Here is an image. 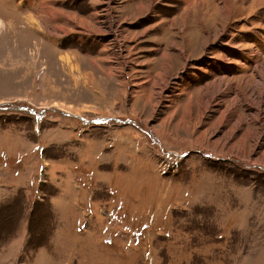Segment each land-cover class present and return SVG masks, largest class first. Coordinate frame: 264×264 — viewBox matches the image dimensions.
Masks as SVG:
<instances>
[{
	"label": "rangeland",
	"instance_id": "rangeland-1",
	"mask_svg": "<svg viewBox=\"0 0 264 264\" xmlns=\"http://www.w3.org/2000/svg\"><path fill=\"white\" fill-rule=\"evenodd\" d=\"M0 264H264V0H0Z\"/></svg>",
	"mask_w": 264,
	"mask_h": 264
},
{
	"label": "water",
	"instance_id": "water-1",
	"mask_svg": "<svg viewBox=\"0 0 264 264\" xmlns=\"http://www.w3.org/2000/svg\"><path fill=\"white\" fill-rule=\"evenodd\" d=\"M116 121H117V122H123V121H120V120H117V119H116ZM95 123H99V121H97V122H95Z\"/></svg>",
	"mask_w": 264,
	"mask_h": 264
},
{
	"label": "bare ground",
	"instance_id": "bare-ground-1",
	"mask_svg": "<svg viewBox=\"0 0 264 264\" xmlns=\"http://www.w3.org/2000/svg\"><path fill=\"white\" fill-rule=\"evenodd\" d=\"M228 7H230V6H228Z\"/></svg>",
	"mask_w": 264,
	"mask_h": 264
}]
</instances>
